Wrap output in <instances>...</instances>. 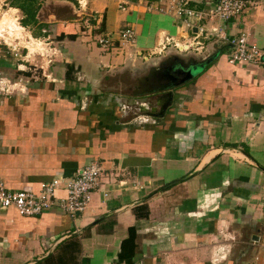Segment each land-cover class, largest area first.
Here are the masks:
<instances>
[{"label":"crops","instance_id":"0c3cea01","mask_svg":"<svg viewBox=\"0 0 264 264\" xmlns=\"http://www.w3.org/2000/svg\"><path fill=\"white\" fill-rule=\"evenodd\" d=\"M73 1L86 14L82 21H49L63 27L55 37L75 35L70 44L83 42L79 25L85 20L110 46H124L105 51L100 69L123 64L134 68L136 80L176 58L203 68L162 91L170 92L171 102L160 117L142 116L137 106L148 104L157 114L161 92L149 103L113 98L101 106L99 91L90 100L96 90L85 75L86 59L46 66L20 92L0 93L4 189L36 193L41 183L89 164L101 170L92 191L93 210L100 212L70 217L52 209L25 218L0 209V264H125L118 256L122 245L129 252V229L135 248L128 264H264V59L228 65L229 46L181 27L168 11L171 0ZM186 1L198 11L216 3ZM245 1L237 17L223 24L204 17L198 25L242 36L264 56V0ZM124 28L133 31L132 44L120 41ZM195 38L198 52L180 51ZM66 65L73 68L68 79ZM80 70L81 79L75 75ZM194 171L195 178L154 193Z\"/></svg>","mask_w":264,"mask_h":264},{"label":"rangeland","instance_id":"374dc122","mask_svg":"<svg viewBox=\"0 0 264 264\" xmlns=\"http://www.w3.org/2000/svg\"><path fill=\"white\" fill-rule=\"evenodd\" d=\"M84 14H86V12ZM84 14L80 13L78 3L73 0L42 1L39 3L36 18L38 21H45L47 23V25L43 27L45 35L42 36L43 32H41L39 37L34 38L31 36L30 30L31 32L33 31V34L37 31L35 29L28 30L27 28H22L19 25V19L21 18L19 12L9 8L7 0H0V80L8 81H3L1 83L2 85H0V88H2V90L0 93L10 95L20 92L27 84V82H25L26 80L40 79L42 73H46L47 71L45 69L46 66L50 68L52 65L56 64L64 65L63 61L69 58L70 60L74 59V61L80 62H82L80 59H83V61L86 59L90 64L84 67L86 77L89 78V80L92 79V89L96 90L90 93V100H93L94 94H98L97 91L104 93L101 94L98 102L101 106L110 103V100H113V98L117 99V101H120L122 104L125 102L131 103L133 99L145 100L146 97H139L134 94L136 90H134L133 87H135L138 82L135 79L133 80L136 76L134 75V68L122 64L113 69H100L102 65L101 57L105 51L117 46L119 49H123L124 46L118 43L113 46L108 44L104 47L99 45L97 43L98 39L106 38V36L100 33V31H98L99 27L95 28L89 19L86 18L89 22L84 20L83 23L79 25V31L84 32L80 37H84L83 42H85V44L78 40L72 44L67 40L62 42H57L55 40L54 31L57 28L62 29L63 27L59 24L56 28L54 25H51L50 22L55 20L67 21L70 19L81 20L80 18L81 16L83 17ZM85 16L88 17L87 15ZM35 40L39 41V44L35 43ZM83 44L85 46L84 49L82 47ZM115 56L116 55H113L112 57L115 59ZM127 65H129V63ZM195 68V70L191 71L193 76L197 75L198 71H201L203 66L200 64ZM81 72L82 70L78 72L79 74H75L76 77L81 79L84 75L83 72ZM259 167L263 168L260 165ZM196 176H198V174L192 177L195 178ZM180 183L171 186L167 190H172V188ZM179 189H181V187L177 188V190ZM94 196L92 192L89 208L78 215H88L90 211L100 212V210H93Z\"/></svg>","mask_w":264,"mask_h":264},{"label":"built area","instance_id":"2783aa9c","mask_svg":"<svg viewBox=\"0 0 264 264\" xmlns=\"http://www.w3.org/2000/svg\"><path fill=\"white\" fill-rule=\"evenodd\" d=\"M246 4L245 0H216L214 7L210 10L198 11L189 7L186 0H171L168 11L172 12L173 18L178 21L181 27L187 29L194 27L196 34L205 33L214 38L216 42L227 44L229 46L226 55L228 65H257L264 59V56L256 46L248 44L244 37L233 38L216 28L206 32L204 27L198 25L199 20L204 17L223 24L237 17ZM158 12H162V10L159 9ZM118 37L121 42L126 44H132L134 41V33L130 28L122 29ZM97 43L104 47L108 45L109 41L107 38H101ZM200 46L201 44L195 38L191 45L183 46L180 51L195 50L198 52ZM1 90L2 88H0ZM100 173V167L92 163L81 167L68 178L58 177L41 183L36 193L26 190L8 191L4 189L0 181V209H12L19 217L25 218L39 216L52 209L72 217L88 208ZM58 190H63L62 198L56 196Z\"/></svg>","mask_w":264,"mask_h":264},{"label":"water","instance_id":"95a60500","mask_svg":"<svg viewBox=\"0 0 264 264\" xmlns=\"http://www.w3.org/2000/svg\"><path fill=\"white\" fill-rule=\"evenodd\" d=\"M20 14V13H19ZM21 16V15H20ZM80 17V16H78ZM177 62H171L166 63L163 65H158L156 67H153L151 69H148L146 74L143 75L140 78H137L136 80L137 85L134 87L135 95L136 96H150L152 93H157V92H162L164 89L171 87L172 82L174 83V86H177L181 83L186 82L188 79H190L191 71L194 70L195 64L188 62L187 59H181V58H176ZM203 62V61H202ZM181 77V78H179ZM176 78H178V81H175ZM167 81H169L167 83ZM164 101H159V112L157 114L152 113L154 112V108L150 107L148 109V104H138V111L140 115L142 116H149V117H160L165 109L170 105L171 102V94L170 92H166L165 94L160 95ZM149 99V98H148ZM147 100V99H146ZM147 109L149 111H147ZM258 167V166H257ZM259 168V167H258ZM262 172H264V169L259 168ZM196 172H191L189 175L178 179L174 180L172 182H169L162 186L161 188L157 189L154 193H160L163 192L167 189H169L171 186L180 183L184 180H187L191 176H193ZM141 200L140 202H142ZM139 203V202H138ZM104 219V216L94 222L97 223L100 220Z\"/></svg>","mask_w":264,"mask_h":264},{"label":"trees","instance_id":"16d2710c","mask_svg":"<svg viewBox=\"0 0 264 264\" xmlns=\"http://www.w3.org/2000/svg\"><path fill=\"white\" fill-rule=\"evenodd\" d=\"M45 1V0H7V5L9 8L17 10L21 18L19 19V25L22 28H27L28 30L30 29H35L37 32L32 33L30 30V34L32 37H39L41 34V31L43 30V27H45L46 24L38 23L36 19L37 11L39 9V3ZM44 32L43 35L44 36ZM75 38V35H64V34H59L57 37H55L56 41H61L63 39H67L68 41H73ZM73 70L71 65H66V70H65V77L66 79L70 78V73ZM146 217V216H143ZM126 243H128L129 252L126 253L125 251L123 252V245L122 251L120 252L118 258L119 260H123L125 264L129 263L130 257L133 255V251L135 248L134 244V233L132 229L128 230V236L127 239L125 240Z\"/></svg>","mask_w":264,"mask_h":264},{"label":"flooded vegetation","instance_id":"af4514ba","mask_svg":"<svg viewBox=\"0 0 264 264\" xmlns=\"http://www.w3.org/2000/svg\"><path fill=\"white\" fill-rule=\"evenodd\" d=\"M172 62H177V60L175 59V60H173ZM179 78H181V77H179ZM178 80H179V79H178V78H176V80H175V81H178ZM168 82H169V81H167V83H168ZM173 82H174V81H173ZM173 82H172V85L174 84ZM0 84H1V82H0ZM161 94H162V92L160 93V95H161ZM153 95H155V94H153ZM150 97H151V95H150V96H147V97H146V98H147V100H148V98H150ZM159 98L161 99V97H159ZM149 102H151V100H148V103H149Z\"/></svg>","mask_w":264,"mask_h":264}]
</instances>
